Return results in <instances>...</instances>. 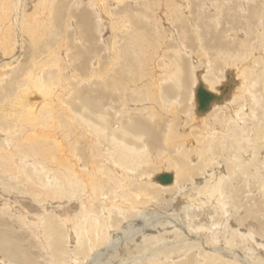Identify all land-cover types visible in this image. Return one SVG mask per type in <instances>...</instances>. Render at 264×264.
<instances>
[{
    "label": "bare ground",
    "instance_id": "1",
    "mask_svg": "<svg viewBox=\"0 0 264 264\" xmlns=\"http://www.w3.org/2000/svg\"><path fill=\"white\" fill-rule=\"evenodd\" d=\"M109 1L110 3L108 4L107 0H88V4L86 5L91 6L97 13L96 18L102 20L99 25L107 24L113 34V31L116 29L115 17L109 15L110 20H105L107 18H104L103 11L111 13L113 5L122 4L124 2L128 3V0ZM169 1L171 3H165L163 5L164 9L173 8V13H177V11L180 10L179 7L181 6L182 8V4L179 5L174 0ZM216 1L217 0H210V2L213 3H216ZM239 1L242 2V5H237L236 8L241 9V11L239 9L238 11H240L242 17L239 13L235 15L238 14L237 17H241H239L241 22H245L240 25L245 28L251 27V29H248L250 36L251 34H257V36L255 41L253 43L251 42L253 47L251 46V48L248 49L246 44H249L252 39L250 40V36L246 35L247 32L241 34V36H243L242 38L239 36V39L236 33L237 30L231 35L233 38H230V40L233 44L236 45V41H238L237 50L233 48L235 52L232 53V55L229 53V55L233 57L225 56L227 58H221L218 61L219 63H221V61L225 63L224 69L219 72L221 75H224V80L227 77L228 80L225 83H227L228 89L232 84L237 83L236 81L235 83H231L232 74L230 73L231 75H229V72L226 70L228 67H235L236 71L234 74L242 78L241 82L247 83L254 71L247 65L246 58L248 56L253 57V55L256 54L257 57H253V61L257 63L261 60L262 65L264 63V0ZM1 2L0 30L6 31L5 28L12 27L18 36L13 39L11 36L12 32L6 31L9 33V37H7L3 43L4 53L6 52L7 54V52L14 48L12 41H14L17 47H21L24 43V36H27L29 33L27 31V28L29 29L27 25L31 26V19H36L35 16L39 15H33L31 18L29 16L30 14H25V0H1ZM43 2H48L50 6L53 0H43ZM72 2L71 0L63 1L65 5L64 8L67 12L65 18L61 19L60 25L64 24L67 29L74 25L73 27L75 29L73 30L75 35L79 34L76 29L84 26V29L82 28L83 31L81 30L80 32L83 33L82 38L86 40L85 43L89 42V39L94 38V36H92L93 32L91 33V21L88 20L84 22L80 19L82 25H75L74 23L78 22H72V19H76L77 16L71 9L78 8L82 4V0L77 1L78 5H76V2L74 4H72ZM126 3L123 5L128 7L126 5L129 3ZM159 3L160 2H158V4ZM248 3L251 14L245 16L241 12H248L245 6ZM70 4L71 7L74 8H71ZM48 5L47 9L49 7ZM125 7L122 8V11L126 10ZM113 8L115 9L116 7L114 6ZM256 9L259 11V14H257L259 17L258 23L253 22ZM47 11H44V15L46 16L50 15L49 10ZM119 11L120 14H122V11ZM86 13L87 11L84 10L82 15L86 16ZM56 14H59V10ZM120 14H118L119 16L116 19L124 20L123 15L120 16ZM60 15L61 14H59V17L56 15L58 18V21L56 20V25L59 24ZM80 17L82 18L83 16ZM102 17L103 19H101ZM46 19L50 25L51 20H49L48 17ZM46 19L43 17L41 21H45ZM104 20L107 22H104ZM47 21L45 23H47ZM227 22L233 24L230 20H227ZM42 23H40V26H42ZM56 25H51V28ZM35 26L39 28L38 24ZM43 26L45 27V25ZM234 29H237V27L235 26ZM56 31L59 32V29H56ZM63 32L65 31L63 30ZM112 37L113 39L110 42L109 48L107 43L104 44V47L106 45V49L108 50L107 52L111 51L108 54V65L105 66V69L101 68L103 65L101 64L102 59L96 58L91 60V58H88V64H90L92 68L91 72H88L89 74L84 73L80 75L77 68L72 69L71 60L73 57H68L67 55L72 50L70 47L71 50L69 49L70 51L68 53H66L67 50L53 52L52 47V50L49 51V53L47 51V54L41 57V59H35L37 56L32 54L31 59L29 57L30 60H27V65L26 63L23 64L19 62L21 60L20 57H22L21 51L13 56H9L7 60L4 59L6 60V66H3V71L10 67L11 70L13 66H19L22 63V66L19 67L21 71L24 72V76L22 77V82L24 81V83H19V81L17 83L19 93H16V96L12 99H4L0 103V108L3 110L5 116L10 113V115L17 120V122H15L10 119L12 121L13 131H6L8 136L4 137L13 140V138L17 136L18 125L21 124L22 119L26 118L27 121L25 120V122L28 126L22 123V127L25 131L20 132L19 135L22 136L23 134L25 137L29 135L28 138L31 137L33 139L35 138L36 141H44L50 134L47 131V127L41 125L39 121L45 122L44 120L52 118L56 126L53 136V146L56 152L60 153L59 156H61L59 158L53 154L49 161H44L43 155L34 154L29 156L30 149H28L24 142L18 139V145L16 146L19 148L21 145L24 146L20 149L24 150L23 154L26 156L20 159L21 167L17 166L15 162H12V169L16 167V170L20 169L22 171L21 176L26 180V184L35 183L40 185L45 192L56 194L54 197L57 196L58 198H62L63 196H67L72 204H78V207L76 206L78 211L71 217L67 215L57 219L55 213L44 211L42 218L34 222L35 226L25 218V224L27 227L33 226L30 230H35V233L38 235L37 240L39 239L40 247L49 255L50 259L48 264H115L112 261L117 258H119L117 264H168L167 261L163 262L160 260V257L164 256L163 258L167 259L170 258L172 254H174L172 259L176 260L173 264H201L203 257L214 260L215 262L217 261L219 264H264V260H262L263 263H261L262 261L258 263V260L255 259L260 257L261 253L258 255V248L263 246L264 243L245 230L247 224L250 227L249 223L245 224L247 220H251L252 217L258 218V225L252 228L255 230L254 233H256L258 237L264 239V219L263 221L260 220L263 214L260 209H257L262 203L264 205V156L261 155V157L258 158V163H253L248 167L243 165L248 161L246 160L247 158H245L248 151L258 149L260 152H263L264 149V123L262 122L257 126L258 122L264 117V78L259 77V84L262 87V92H260L258 96V101L254 100L255 90L253 88L255 86L247 85L244 91L248 94V98H246L248 106L237 105L234 107V102L237 101L240 103L243 97L242 94H240V96L235 95L238 87H232L228 90L221 86L219 92L215 87L216 81L219 79L216 68L208 71L206 77L204 76L208 85L202 78L203 72H200L198 75L196 74L197 82L200 80L199 82L203 83L209 91L219 96V99L212 100L205 111L198 112L195 99V90L197 86L194 87L195 103L191 128L188 130L187 128L181 127L179 128L180 130H178L174 127L173 129L167 127L162 133L164 147L168 148V145H172V148H168V150L170 149L168 152L162 149L161 153L157 152L155 155H152L151 148L157 144V140L149 127L145 125L141 126L139 123L136 124L135 122L129 123L130 121L128 120L121 122V119H117V117L114 118L113 113L112 117H109V119L114 121V125L108 129L106 118L102 112L106 97H104L103 101H100L99 95H97L98 92H87L91 88L83 92V87L87 88L90 86L93 87V85H100L104 80H111L115 90L119 87V81L115 80V73H113L112 76L111 74L114 69L113 66L116 63L114 61L120 58L118 57V53L120 49L122 50V47L120 46L121 40H119L117 35H113ZM140 37L139 39L141 41L137 42V44L140 43L144 45L147 39H145V37L142 38L141 35ZM30 38L32 46H34L37 41H33L37 37L30 34ZM74 38L77 40L79 37ZM222 38V36H219L217 38L219 41L215 42L220 50L229 47V42L223 41ZM81 40L82 39H80V41ZM68 41H66V44H68ZM255 42L257 45H260L262 49L254 45ZM59 44H62L61 48H63L62 46L65 44L64 40ZM144 47L145 46H143V48ZM240 48L247 50L245 54H239L238 49ZM145 49L147 50L146 47ZM214 49H216V47ZM255 49L259 51H254ZM93 50L94 53L99 51L98 49ZM63 52H65V54ZM59 53L61 57H59ZM123 53H125V48ZM73 55L74 54H72V56ZM96 55L97 54L94 56ZM197 61L198 60L195 59L194 62ZM207 62H209V59ZM163 63H166V61ZM29 64H31V66L33 64L34 68H30V66H28ZM48 67H51V69L53 68L56 72H52L50 69L48 75L51 76L45 78V72ZM146 69L145 71L141 69V71L144 72L143 75L145 74V76L149 78L148 80H152L151 95H155V97L156 95L159 96L160 81L165 79L164 72H166V70H160L163 76L161 78L154 75L156 71L152 70V66H147ZM65 70H67L69 74L66 73L69 76L65 77V75L60 74ZM54 73L55 75L52 78V74ZM55 77L56 80H54ZM93 78L98 81L93 80ZM2 79L0 77V82H2ZM224 80L220 83L222 84ZM252 80L254 79L252 78ZM238 83H240V80H238ZM69 85H74V87L71 88ZM81 87L82 89H80ZM128 88H130V86ZM131 89L133 90V88ZM56 92L58 93L56 94ZM165 94L164 92L160 98ZM118 95L115 94L116 97H118ZM159 100L161 102V99ZM132 101L133 106H131L132 104L126 103V112H129L133 108L137 109L135 108L137 106V103H135L137 100L132 99ZM118 103H121L120 99ZM148 108L150 107L148 106ZM225 108H229L228 118L230 119H224L222 131H220L219 128L214 129L205 125L207 118H210L220 110H225ZM169 109H171V107ZM123 110L122 107L121 111L123 112ZM155 110H157V114L159 113V110L155 107L152 108L153 115H155ZM51 112L53 113V117L55 116V119L49 116ZM60 112L63 114L67 112L66 125L67 128L70 127L71 134V138L69 136V141L67 142L61 140L64 136L61 131L67 128L64 129L65 124L57 121V116ZM39 117L44 120H39ZM254 119L258 120V122L251 124V121ZM204 125L206 127H204ZM27 128L30 131L29 133ZM198 130H200L201 133H199L200 131L198 132ZM51 133L53 134V132ZM194 136H198V138L196 137V140H193ZM27 142L28 145L32 147L42 144L37 143V145H35V142H32L31 139ZM13 153L14 151L12 149L9 150L8 154H10V158ZM176 157L180 158L179 164L173 161V158ZM155 160H166V163L170 164L171 167H175L176 171L174 172L163 171L159 173H170L172 175L171 182L167 184L160 183L156 179L159 174L150 177L148 173L150 172V168L155 166ZM163 162L165 164V161ZM53 164H55V167ZM9 170H11V168ZM151 179L164 186L151 183ZM190 186L192 187V194L195 195H188L186 197L187 201H185L179 197V195H181V192L184 193L183 189L185 190ZM255 190L261 194V198L256 202L254 201V204L251 205V202L254 200L252 192ZM196 195L202 196L196 197L197 203L195 201ZM241 198H243L242 202ZM45 200L46 197L41 198V201L44 202ZM199 200L200 203H198ZM227 201H229L232 207L233 217L241 226H245H243L244 230L233 226L235 225L233 224L232 226L235 227L233 229L224 227L227 231H225V229H217L218 232L215 235H211L212 239H210L208 236L209 234H207L209 231L206 233L207 235L200 236V233L198 234L192 229L194 226H197L194 220L195 217L199 218L202 212L198 211L197 207H207V212L211 209L213 214L210 216V219L212 221L214 219L215 221L219 220L220 224L222 217L217 215L216 210L218 206H225ZM200 205L202 206L200 207ZM181 208L186 217V224L184 222L181 225L182 227H178L180 230L175 226L172 230L177 238L176 240L173 239V241L168 242V237L166 235L171 231L167 230L168 226L173 223V220L177 221L175 216L180 214L174 213H179L177 211H181ZM5 209L10 210L8 207ZM43 209L45 210V207H43ZM151 214H155L156 216L153 217ZM227 221L226 224H228ZM152 222H154V224H150ZM155 222L160 226L159 230H157ZM180 222H182V219H180ZM124 223L126 225L124 228H130L129 240L134 242V250L129 251L128 256H120L115 246L114 249L112 247H104L109 237V232L111 234V240H119V237H124L123 234L126 229L118 230ZM148 225L153 227L152 232H154V234L148 233V231L151 232L152 229L151 226V229L148 228ZM223 225H225V223ZM215 226H213L214 229L216 228ZM196 229H199V227ZM15 230L16 229L11 227L8 230H5L3 227L0 228V253H5V257L7 258L5 260L2 256L0 258V264H38L36 260L37 257H35L36 259L34 261L33 256L29 255L30 252L27 255L21 245L15 244V242L18 241L17 236L15 235V237H13L9 235V232L13 234ZM215 236L223 240H229L233 245H227L224 241L220 243L219 240L218 243L213 240ZM125 239L126 238H124V240ZM248 240V244H245ZM114 243L115 242H113V244ZM117 243L119 242L117 241ZM248 245H250L249 247H253V251L251 250L252 248H250L251 255H249V250L245 248ZM255 245L257 246L255 247ZM194 251H199L202 255H196ZM255 251L258 252L256 253ZM147 256L151 257L149 262L146 261L149 258H147ZM29 261L31 263H29Z\"/></svg>",
    "mask_w": 264,
    "mask_h": 264
},
{
    "label": "rangeland",
    "instance_id": "2",
    "mask_svg": "<svg viewBox=\"0 0 264 264\" xmlns=\"http://www.w3.org/2000/svg\"><path fill=\"white\" fill-rule=\"evenodd\" d=\"M63 1H66V0H53L52 4L49 6L48 2L45 3V2H43V0H25V3H26L25 8H24L25 14L26 15L30 14L29 15L30 17L33 15L34 16L39 15V16H35L36 19H33L31 17L32 18L30 21L31 26L27 25V27H29V29L27 28V31L29 33L27 36L26 35L24 36V43L21 45L22 49L19 46L17 47V45L14 43V41H12V43L14 45L12 43L11 44L13 45V47L15 49L13 48L11 51L7 52V54H6V52L4 53V43L3 42L7 37H9V33L6 31L12 32L11 36L13 37V39H15L18 36L12 27L5 28L6 31L0 30V61H1L0 62V67H1L0 68V72H1L0 77H1V79L3 77L2 82H0V85H1L0 86L1 87L0 88V103L4 99H9V100L12 99L14 96H16V93H19L17 83H18V81H19V83H24V81L22 82V80H23L22 77L24 76V74H23L24 72L21 71V68L19 66H22V63L23 64L26 63V65H27L28 64L27 60L31 59L32 54L37 56V57H35V59H41V57H43L47 54V51L49 53V51L52 50V47H53V52H60V51H66L67 50L66 53H68L71 50L70 48H72V50L69 52V54H67L68 57H73L72 58L73 61L71 60L72 69L77 68L78 73L80 75L84 74V73L89 74L91 72L92 68H91V65L88 64V61H89L88 58L89 59L91 58V60L96 59V58L102 59L101 64H103V65L101 66V68L105 69V66L108 65V62H109L108 54L111 51L107 52L108 50L106 49V45L104 47V44L107 43L108 48H109L110 42L113 39L112 36L117 35L119 40H121L120 46L122 47V50L120 49V51L118 53V57H120V58L116 59L114 61L116 63L113 66L114 69H113L111 76L113 75V73H115V75L117 76V77L115 76V80L119 81V87L117 88V90H115V88H113V82L111 80H107V81L104 80V82H102L100 85H95V86L93 85V87L90 86L87 88L83 87L84 88L83 92H86L85 90H87L88 88H91L87 92H89V91H91V93L93 91L98 92L97 95H99L100 101H103L104 97H106L104 108H103L102 112L104 113V116L106 118V121L108 124L107 125L108 129H110L114 125V121H111L109 119V117H112L113 113H114V118L117 117V119H121V122L124 120H128V121H130L129 123L135 122L136 124L139 123L141 126L145 125V126L149 127L150 131L154 133L153 135H155L156 140H157V144H155L153 146V148H151L152 149L151 150L152 155H155L157 152L161 153L162 149H165V152H168L172 148V145H168V148H170L169 150H168V148L164 147V140H163L162 133L166 130L167 127H170V129H173V127H174L178 130H180L179 128H181V127L187 128L188 130L191 128V125L193 123L192 120H193V116H194V103H195L194 87H196L198 82L200 81L199 80L197 82L196 74L198 75L200 72H203L204 74L202 73V78L205 81L204 78L206 77L207 72L216 68V71L219 75V79H218V81H216L215 87L220 92L219 89L221 88V86L223 87L224 84L227 85V83H225V82H227L228 79L226 77V79L224 80V75L223 74L221 75L219 72V71L224 69L225 63L222 61H221V63H219L218 61L221 58L224 59V58L229 57L230 55H232V53L235 52V50H237L236 47H237L238 41H236V45L233 44V42L230 40V38H233V36L231 37V35L234 34L233 32H235L237 30L236 33H237L238 39H239V36L242 38L243 35L241 36V34H244L245 32H247L246 35L250 36L248 29H251V27L245 28L244 26H241L240 24H244L245 22H243V21L241 22V19H239L240 16L237 17L238 14L235 15L236 13L240 14V11H241L240 8H236L237 5H242V2H240L239 0H217L216 3L210 2V0H187V2H186V0H174L179 5L182 4V8L180 6L179 7L180 10L177 11V13H173V11H174L173 8H169L167 10L164 9L163 5L165 3H169L170 2L169 0H128L129 4L124 2L122 4L113 5L111 13L103 11L104 16H105L104 18H107L105 20H110L109 15L115 17L114 21L116 23V27H115L116 29L113 31V34H112V31L110 30V27H108L107 24L99 25V23L102 22V20L97 19L96 18L97 13L95 12V10H93L91 8V6L86 5V4H88V0H82V4L78 8L71 7V4H70V7L74 8L71 10H73L74 14H76V16H77L76 19H74V18L72 19V22H75V21L78 22V23H74L75 25L81 24L80 19H81V21L83 20L84 22H86L88 20L91 21V24H92V26H90L91 27V33L93 32L92 36H94V38L89 39L90 41L85 43L86 40L84 38H82L83 33L80 32L82 30V28L84 29V26L76 29L77 32H79V34L75 35L74 30H73V29H75L73 27L74 25H72V27H70L68 29L65 27L64 24L60 25L61 19L65 18L66 12H67V10L64 8L65 5L63 4ZM71 1H73L72 4H74L76 2V5H78L77 1H79V0H71ZM158 2H160L161 4L160 3L158 4ZM1 3L2 2L0 0V4ZM107 3L109 4L110 1L107 0ZM125 3L128 4V5H126L128 7H125L123 5ZM249 3L247 5H245L248 12H241L245 16H248V14H251L250 13V11H251L250 7H248ZM47 5L49 6L48 9H47ZM36 6H38V7H36ZM114 6L116 7L115 9L113 8ZM124 7L126 9L125 10L126 12L122 11V8H124ZM42 8H44L45 10ZM238 9L240 11H238ZM47 10H49V13H50V15H48V16L44 15L45 14L44 11H47ZM55 10H57V11L59 10V14H61L60 18H59L60 21H59L58 25H56V20L58 21V18L56 15H58V17H59V14H56L57 11H55ZM84 10L87 11L86 16L82 15ZM119 10L122 11V14H120ZM35 11H37V12H35ZM39 11H40V13H39ZM118 14H120V16L123 15L124 20L116 19L119 16ZM257 14H259L258 9H256V12L254 14L255 18L253 19V22L258 23L259 17L257 16ZM80 16H83L82 17L83 19ZM43 17L45 19L48 17V19L51 20L50 25L48 24L47 19L45 21L44 20L41 21V18H43ZM241 17H242V15H241ZM101 19H103V17ZM105 20H104V22H107ZM227 20H230V22H233V24H230L229 22H227ZM46 21H47V23H45ZM40 23H42V26H40L41 25ZM37 24L39 25V28H38V26H35ZM253 24H255V23H253ZM43 25H45V27ZM51 25H56V26L51 28L52 27ZM225 25H226V27H225ZM235 26L237 27V29H234ZM56 29H59V32H57ZM63 30L65 32H63ZM30 34L31 35L33 34L34 36L37 37L33 41V42L37 41V43L34 46H32ZM140 35L142 36V38L145 37V39H147V41H146V43H144V45H141L140 43L137 44V42L141 41L139 39V38H141ZM2 36H3V38H2ZM219 36L223 37L222 38L223 41L229 42L228 43L229 47H227L225 49H221V50L217 47V44L215 42L219 41L217 39ZM256 36H257V34H251L250 40L251 39L252 40L249 42V44L248 43L246 44L248 49H250L251 46L253 47L252 43L255 41ZM74 37H79V38H77V40H76ZM29 38H30V40H29ZM73 39H74V41H73ZM80 39H82V40L80 41ZM63 40H64L65 44L62 47L64 49L61 48L62 44L61 45L59 44ZM66 41H68V44H66L67 43ZM17 43H19V42H17ZM71 44H73V45H71ZM36 45H38V46H36ZM65 45H68V46H65ZM254 45L261 48V46L257 45L256 42L254 43ZM143 46H145L147 48V50L145 49V47L143 48ZM140 47H141V50H140ZM215 47H216V49H214ZM124 48H125V53H123ZM93 49H96V50L98 49L99 51H97V53H94ZM244 50L245 49H243V48L238 49L239 54H245V52L247 50H245V51ZM19 51H21V55H22V57H20L21 60L19 62H22V63L21 64L19 63L20 64L19 66L18 65L13 66V69H11V70H10V68H11L10 67V68H8L9 70L5 69L3 71V68L6 66L5 61L7 60V58L11 55L13 56L14 54L18 53ZM254 51H259V50L255 49ZM219 52H220V54H219ZM241 52H243V53H241ZM263 52H264V46H263ZM63 53L65 54V52H63ZM131 53L134 55H132ZM203 53H206V54H203ZM229 53H230V55H229ZM72 54H74V55L72 56ZM95 54H97V55L94 56ZM125 54H127V55H125ZM130 56H132V57H130ZM225 56H227V57H225ZM29 57H30V59H29ZM59 57H61L60 53H59ZM147 57H149V58H147ZM230 57H233V56H230ZM253 57H257V55L254 54ZM253 57L248 56L246 58L247 59L246 60L247 65L249 67H251L254 71L251 74V77H249L247 83H243V81L241 82L242 78L240 77L241 78L240 79L237 75L234 74L236 71L235 67L230 66V67H228L229 70L226 69L229 72V75L232 74L231 75V78H232L231 83H235V81L237 82L236 84H232L228 90H230V88H232V87H234V88L238 87L235 95L240 96V94H242V96H243L242 100L240 102L241 104L239 102L235 101L233 104L234 107H236L237 105L238 106L244 105L246 107L248 106L247 105L248 101L246 100V98H248V94L246 91H244V90H246L245 88L247 85L255 86L253 88L255 90L254 91V100H256V101L259 100L258 96H259L260 92H262V87L259 84L260 83L259 77L264 78V63L262 65L261 60H259V62L256 63L255 61H253ZM150 58H151V60H150ZM207 58L209 59V62H207V60H208ZM4 59H6V60H4ZM146 59H148L149 61ZM195 59L198 61L194 62ZM165 61L167 64L163 63ZM169 64H170V66H169ZM28 66H30V68H32V69L34 68L33 64H32V66H31V64H29ZM147 66H152V70L156 71V73L154 75H157V77H161V78L163 77L162 74L160 73V70H166V72H167V73L164 72L165 73L164 74L165 79L160 81L161 85L159 86L160 87L159 96L156 95V97H155V95H151L152 94V90H151L152 89V87H151L152 86V80L151 79L148 80L149 78L147 76H145V74L143 75L144 72L141 71V69L143 71H145ZM63 67H64V64H63ZM35 68H37V67H35ZM231 68H232V70H231ZM262 68H263V71H262ZM50 69H51V67H48L46 69L45 78L51 76V75H48V72ZM50 71L53 72L55 70L52 68ZM66 72H67V70H65L63 73H60V74L65 75V77L69 76L68 75L69 73L67 72L68 73L67 74ZM260 72L262 75L260 74ZM54 75H55V73L52 74V78L54 77ZM252 78L254 80H252ZM54 80H56V77L54 78ZM93 80L98 81L95 78H93ZM223 80H224V82H222V84H221L220 82ZM238 80H240V83H238ZM8 83H10V84H8ZM205 83L207 84L206 81H205ZM129 86H130V88H128ZM69 87L73 88L74 85H69ZM131 88H133V90ZM5 89H7L8 92ZM80 89H82V87ZM211 89H214V88H211ZM3 91H4V93H3ZM75 91H76V89H75ZM164 92L166 94L160 98V96ZM57 93L58 92H56V94ZM263 93H264V90H263ZM115 94H117V95L119 94L118 97H116ZM6 96H8V97H6ZM119 99L121 102L120 104L118 103ZM132 99L137 100V102H135V103H137L136 104L137 106L135 107L137 109L133 108L134 110L131 109L129 112H126V110H125L126 109V103L132 104L133 103ZM159 99H161L162 103L160 102ZM193 100H194V102H193ZM116 103H117V106H116ZM149 104H151V105H149ZM131 106H133V104ZM148 106L150 108H148ZM122 107L124 109L123 112L121 111ZM155 107H157V109L159 110V113L157 114V110H155L156 111L155 115H153L152 108H155ZM170 107H171V109H169ZM120 112H122V113H120ZM64 113L65 114L60 112V114L57 116V121L65 124V126H64V129H65V128H67V125H66V123H67L66 122L67 121V118H66L67 112H64ZM228 113H229V108H225V110L218 111L213 116H211V117L209 116L210 118H207L205 125L210 126L211 128H214V129L219 128V130L222 131V124L224 123V119L225 118L230 119V118H228V116H229ZM209 115H211V114H209ZM49 116L53 117V113L51 112L49 114ZM53 118L55 119V116ZM10 119L17 122V120L14 119L10 115V113L5 116L3 110L0 108V129H1L0 130V228L3 227L5 230H8L10 227L13 229H16L15 230L16 233L13 231L14 232L13 234H11L8 231L10 236L11 235L13 237H15V235L17 236L18 241H16L15 244L21 245L23 247V250L27 253V255L30 252L29 255L33 256L34 261L36 259L35 257H37L36 260H37L38 264H48L49 259H50L49 255H47L45 253V251L42 249V247H40L39 239L37 240L38 235L35 233V230L34 229L30 230V228L33 227L32 225L35 226L34 222H37L38 220H40L42 218V216L44 215V211L45 212L51 211V213H55V215H56L55 217L57 219L59 217H64L67 215L71 217L73 214H75V212L78 211L77 210L78 204H76V205L74 203L72 204L69 201L67 196H63L62 198H58L57 196L54 197V195H56V194H54V193L51 194V193L45 192L44 189L42 190V187L40 185H37L35 183L34 184L27 183L26 184V180L23 178V176H21L22 171L20 169L16 170V167L13 169L11 167L12 162H15V164L17 166L21 167V160L20 159L23 156L24 157L26 156L25 154H23L24 150L20 149L21 147H24V146L21 145L20 148L18 146H16V145H18L17 144L18 139H20L21 142H24L25 145H27L28 149H30L29 150V156L34 155V154L43 155L44 161H49L53 154L56 157H59V158L61 157V156H59L60 153L56 152V149L53 146V139H54L53 136H54V131L56 130V126H55V122L52 121V118H48L47 120H44L41 117H39V120L45 121V122H42V121H39V122H41V125H45V127H47V129H48L47 131L50 134L49 137H47L46 140H44V141L43 140L36 141L35 138L33 139L31 137L28 138L29 135H27L26 137L23 134H22V136L19 135L20 132L25 131L24 128L22 127V123L24 125L28 126V124H26V122H25V120L27 121L26 118L22 119L21 124L18 125L19 128L17 127V130H18L17 136L15 138H13V140H10V138H5L4 136H8L6 131H8V130L13 131L12 121ZM151 119H153V120H151ZM5 120H7V121H5ZM46 122H48V123H46ZM255 122H258V120L254 119L253 121H251V124L255 123ZM262 122L264 123V117L262 118V120H260L258 122L257 126ZM129 123H128V125L130 126ZM205 125H204V127H206ZM27 131H28V133L30 132L28 130V128H27ZM199 131L200 130H198V132ZM1 132H3V133H1ZM51 132H53V134ZM216 132H219V131H216ZM61 133L64 134V136L62 137L61 140L64 142L69 141V136L71 138L70 127L61 131ZM199 133H201V131ZM109 135H110V132H109ZM196 137L198 138V136H194V138L192 137L193 140L194 139L196 140ZM30 139L32 140V142H35V145H37V143H42V144L39 146L32 147L31 145H28V142H27ZM10 148L14 151V153L11 155V158H10V154H8L9 150H11ZM246 154L247 155H245V158H247L246 160H248V161L245 162L243 165L248 167V166H251L253 163H258V158L261 157V155L264 156V149H263V152H260L258 149L257 150L252 149L251 151H248ZM8 155H9V158H8ZM23 160H24V158H23ZM163 161H165V164ZM173 161L175 163L179 164L180 158H178V157L173 158ZM54 165L55 164H53V166ZM45 166H46V164H45ZM10 168H11V170H9ZM149 171L150 172L148 174L151 177V176L159 174L160 172H163V171L174 172V171H176V169H175V167L173 168L170 166V164L166 163V160H160V161L155 160V166L150 168ZM263 172H264V165H263ZM150 181H152L151 183L158 184L157 182H154L152 179ZM158 185H160V184H158ZM160 186H164V185H160ZM187 190H188V192H187ZM183 192L184 193H182V192L180 193L181 195H179V197H181L185 201H187L186 197L188 195H191V196L195 195V194H192L193 192H192L191 186L189 188H186L185 190L183 189ZM189 193H191V194H189ZM67 194H69V193H67ZM183 194H185V195H183ZM252 195H254V198H253L254 200H253V202H251V205L254 204V201L256 202L261 198V196H260L261 194L257 190L253 191ZM182 196L185 198H183ZM44 197H46V200L43 202V201H41V198H44ZM196 197H202V196H198V195L195 196V201L197 203ZM242 201H243V198H241V202ZM198 203H200V200L198 201ZM202 205H200V207ZM7 207L10 210H6L5 208H7ZM43 207H45V210L43 209ZM197 209H198V211H202V212H201L199 218L195 217L194 220H195L197 226H194L192 229L195 232H197L198 234L200 233L199 234L200 236H204L209 231L207 234H209L208 235L209 238L212 239L211 235H215L219 229H225V228L233 229L235 227H238L239 229L244 230L245 226L244 225H243L244 227L241 226V224L236 222V219L233 217V215H232L233 211H232V207L230 206L229 201H227L225 206H223V207L218 206V208L216 210L217 215L219 217H222L220 220V224H219V220L215 221V219H214L212 221L210 219L211 218L210 216H212V214H213V211L211 209H209L208 212H207V209H208L207 207H202V208L197 207ZM257 209L261 210L263 217H260V220L263 221V219H264V205H263V203ZM177 212H179V213L172 212L174 214H180V215L175 216L177 218L176 219L177 221L173 220V223L169 224V226L171 225L170 226L171 228L168 226L167 230H171L170 233L166 235L168 237L167 238L168 242L173 241V239L176 240V238H177V236H175L172 229L175 228V226H177V228L182 227L181 225L184 222L186 224V221H185L186 217H185V214L183 212V209L181 208V211L179 210ZM152 216L154 217L156 215L154 214ZM224 217H225V219H224ZM25 218L29 222H31V224H32L31 226L27 227V225L25 224V220H26ZM180 219H182V222H180ZM257 219L258 218L252 217L251 220H247L245 222V224L249 223L250 227L247 224V226L245 227L246 228L245 230L247 232L253 234L257 239H260V241L264 243V239H262L261 237H258L256 235V233H254L255 230L252 228V227H254V226L256 227L258 225ZM226 221L228 222V224H226ZM156 223L157 222H155V225L157 226V230H159L160 226ZM213 223H215V224H213ZM224 223H225V225H223ZM150 224H154V222H152ZM233 224H235V225H233ZM232 225L235 227H233ZM125 226L126 225L124 223V224H122L121 227L118 228V230L126 229L125 230L126 232L124 231V234H123L124 237H119V240L118 239H112L111 240V238H110L111 234L109 232V235H108L109 241L107 239L106 244L104 245V247H112L113 249L116 247V250L118 251V254H120V256H122V255L128 256V252L131 250H134V242L130 241L128 238L130 228L129 227L124 228ZM150 226L148 225V228L151 229L152 226L151 227ZM156 226H155V228H156ZM213 226H215L216 228L214 229ZM218 226H219V228H218ZM144 227H146V226H144ZM198 227H199V229H196ZM203 228H204V230H203ZM207 229H209V230H207ZM212 229H214V230H212ZM152 230H153V227L151 229V232L148 231V233L154 234V232H152ZM160 231H162V230H160ZM225 231H227V229H225ZM211 233H214V234H211ZM236 234H239V233H236ZM235 236H237V235H235ZM124 238H126L127 240L126 239L124 240ZM110 240H111V242H110ZM213 240L217 241L218 243H219V241H220V243H223V241H224L225 244H227V245H233V243H230L229 240H226V239L223 240L222 238L220 239L216 236L213 237ZM13 241H15V240H13ZM117 241L119 243H117ZM113 242H115V243L113 244ZM248 242H249V240L247 242H245V244H248ZM115 244H118L120 246L115 245ZM249 246L250 245L246 246L245 248H246V250H249V255H251L252 253H250V252H251V250L253 251V247H249ZM256 246L257 245H255V247ZM250 248H252V249L250 250ZM258 249H259L258 255H260V253H261V255L259 258H255V259L258 260L257 262L259 263L262 260H264L263 259L264 258V256H263L264 255V250H263L264 244H263V246L259 247ZM255 252L257 253L258 251H255ZM195 253H196V255H202V253L201 252L199 253V251H197ZM30 256H28V257H30ZM173 256H174V254H172L171 257L167 258V259H164L163 258L164 256L163 257L161 256L160 260H162L163 262L167 261L168 264H173V262L176 261V260L172 259ZM1 257L4 258L5 260L7 259L5 257V253L4 254L0 253V258ZM147 258H148V260H146V261L149 262L150 261L149 259L151 257L147 256ZM118 259L119 258H117L116 260H114L112 262L117 264L119 262ZM14 260H16V259H14ZM30 260H32V259H30ZM14 263H16V262H14ZM29 263H31V262L29 261ZM261 263H263V261ZM77 264H80V263H77ZM201 264H219V263L217 261L215 262L214 260L203 257Z\"/></svg>",
    "mask_w": 264,
    "mask_h": 264
},
{
    "label": "water",
    "instance_id": "3",
    "mask_svg": "<svg viewBox=\"0 0 264 264\" xmlns=\"http://www.w3.org/2000/svg\"><path fill=\"white\" fill-rule=\"evenodd\" d=\"M225 87V89L227 88V85H224L223 88ZM195 99L197 102V111L198 112H202L205 111L208 106L209 103L214 100V99H219V96L215 95L213 92L209 91L204 85L203 83L199 82L196 90H195ZM157 181H159L160 183H164L167 184L169 182H171L172 180V175L170 173H161L157 176Z\"/></svg>",
    "mask_w": 264,
    "mask_h": 264
}]
</instances>
